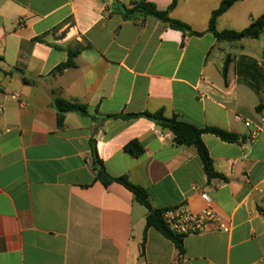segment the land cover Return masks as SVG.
<instances>
[{
  "label": "crops",
  "instance_id": "crops-1",
  "mask_svg": "<svg viewBox=\"0 0 264 264\" xmlns=\"http://www.w3.org/2000/svg\"><path fill=\"white\" fill-rule=\"evenodd\" d=\"M131 1L0 0V264H264V132L250 142L243 124L264 117V30L218 40L207 24L222 0H179L169 15L201 32L183 35L150 16L124 19L119 3ZM263 12L264 0L236 1L215 29L240 31ZM69 49L72 65L57 69ZM56 96L88 116L66 112L58 125ZM160 109L239 136L201 134L221 176L209 178L196 147L169 129L127 116ZM133 139L137 157L124 150ZM92 150L153 208L198 210L206 192L225 227L182 237L180 254L144 229L146 209L128 189L94 180Z\"/></svg>",
  "mask_w": 264,
  "mask_h": 264
},
{
  "label": "trees",
  "instance_id": "trees-1",
  "mask_svg": "<svg viewBox=\"0 0 264 264\" xmlns=\"http://www.w3.org/2000/svg\"><path fill=\"white\" fill-rule=\"evenodd\" d=\"M117 1V0H116ZM179 0H171L166 9H159L156 5L147 0H132L127 6L125 4L119 3V13L124 19H142L147 16L153 17L167 25V27L175 30H179L183 35H200L201 32L192 30L191 27L179 20L171 17L170 11L177 5ZM239 0H222L219 6L214 9L209 17L207 24V31H210L218 40L235 41L243 37L257 38L261 32L264 30V12L257 18L253 19L250 24L240 30H221L217 31L215 29V23L219 15L225 12L234 2ZM80 47L76 48L78 50ZM75 51V50H74ZM72 49L68 50L67 60L58 65L57 69L68 67L72 65V58L75 56L76 52ZM228 57H226L223 65V71L226 70L228 65ZM25 82H28L25 77H22ZM264 88V84H263ZM264 90V89H263ZM53 105L56 109L57 114V124L61 125L63 122V117L66 112L74 111L81 116H88L87 107L84 104L77 102H71L64 98L56 96L53 99ZM264 108V99L257 104L256 109L261 110ZM128 117H145L149 120L154 121L163 129H169L174 135V141L177 144L182 145H194L197 149L198 156L202 162L203 169L209 178L221 176L213 168L212 160L207 152L204 143L201 140V134L203 132H210L218 136L223 141L234 142L237 141L239 136L235 133L228 132L226 130L220 129L218 127L206 126L204 128H198L191 124L176 120L174 117H166L163 115V111L160 109L155 112L143 111L139 113L128 114ZM124 150L130 155L137 157L139 156L143 149L138 140L133 139L129 141L125 146ZM91 163L95 171L94 180L101 182L103 186H107L111 182H118L128 189L132 195L133 199L145 207V228L149 226L155 227L161 234L172 240L178 249L179 253L183 252L182 237L172 233L165 225L162 219V209L153 208L150 204L147 191L130 181L127 176H111L104 168L102 161L98 158L95 150H92Z\"/></svg>",
  "mask_w": 264,
  "mask_h": 264
},
{
  "label": "built area",
  "instance_id": "built-area-1",
  "mask_svg": "<svg viewBox=\"0 0 264 264\" xmlns=\"http://www.w3.org/2000/svg\"><path fill=\"white\" fill-rule=\"evenodd\" d=\"M260 121V124H255L243 119V124L248 129V141L252 142L260 138L264 132V117H261ZM199 196L203 200L204 206L198 210L191 209L186 201H180L173 206L163 208L162 219L172 233L184 237L225 227L222 217L213 208L208 194L200 191Z\"/></svg>",
  "mask_w": 264,
  "mask_h": 264
}]
</instances>
